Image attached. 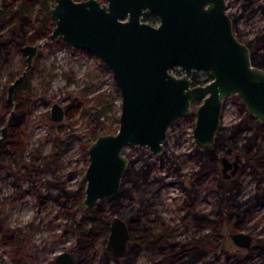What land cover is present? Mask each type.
Segmentation results:
<instances>
[{
  "label": "water",
  "instance_id": "95a60500",
  "mask_svg": "<svg viewBox=\"0 0 264 264\" xmlns=\"http://www.w3.org/2000/svg\"><path fill=\"white\" fill-rule=\"evenodd\" d=\"M226 0H56L51 8L55 26L50 38H62L70 47L93 54L112 72L121 94L120 125L116 133L100 134L88 148L84 205L91 208L119 194L136 147L160 156L168 129L180 118L195 115L193 137L198 146H211L223 124L228 98L237 94L247 111L264 123V69L251 60V50L233 32ZM159 19L155 25L146 14ZM43 43L26 44V68L8 87L14 104L18 85L34 66ZM180 68L183 75H176ZM207 71L211 80L194 84L193 72ZM1 128L6 138L9 119ZM59 103L51 108L55 122L65 119ZM225 173L236 174L241 158L222 157ZM230 173L226 177L231 176ZM130 229L114 216L108 242L115 257L128 251ZM241 248H251L253 236L231 235ZM57 264H77L60 253Z\"/></svg>",
  "mask_w": 264,
  "mask_h": 264
},
{
  "label": "rangeland",
  "instance_id": "374dc122",
  "mask_svg": "<svg viewBox=\"0 0 264 264\" xmlns=\"http://www.w3.org/2000/svg\"><path fill=\"white\" fill-rule=\"evenodd\" d=\"M3 1L5 0H0V6ZM100 1L105 2L106 0ZM253 1L247 13L252 8H257L256 15L251 19H247L246 16L243 17L238 25L246 34L250 32L247 36L243 35L245 40L250 38L254 34L253 32H257L264 26V12L262 11L264 0ZM55 3L56 0H52V7ZM227 3L228 12L234 16V14L241 12L243 5L249 3V0H227ZM50 35L51 33L47 38L36 43H43V47L48 42L52 43ZM11 48L14 50L11 69L19 72L13 78L14 80L26 68V56L22 51L23 47L20 48L13 44ZM45 51L44 49L39 55L40 79L36 87V104L29 114V119L38 121V125L34 132L28 136L26 148L23 154L19 156V164L27 163L31 164L30 166H37L44 159L52 161L50 152L54 143V135H56L54 130L57 128L60 130L64 128L77 130L78 136L73 139L65 153L60 156L55 172L60 180L66 183L68 190L75 194L80 191L81 204L77 201L80 196L76 199L73 197L70 199L62 198L64 201L62 204L56 199L59 196L56 188L45 189L44 192L49 197L46 201L40 202L34 189H28L20 194L11 183L14 176L13 178L3 177L0 179V214L4 219L2 224L4 229L0 230V239L3 237V230L9 228L14 231L19 228L22 229L21 232H18V234L23 232V236L19 235L21 240L13 241L4 247L9 257L14 256L15 260L21 264H57L56 257L65 252L72 255L77 264H103L104 254L107 256V236L99 235L94 244L91 245V243L87 250H78L76 247L82 229L77 225L73 214L79 207L86 210L90 209L84 205L87 187L85 173L90 163L88 155L90 145L87 146V144L94 142L100 134H107L104 132L109 129L115 131L113 133L118 131L121 114L120 90L110 69L104 70L100 78L98 77V58L90 52L82 53L77 63L72 66L73 53L67 43L51 48L49 52ZM177 70L178 72L174 70L173 73L178 76L183 75L184 72L180 68ZM195 74H198L199 78L203 80L206 78L207 71H195L193 76ZM6 79L5 76L4 80ZM11 83L8 82V87ZM54 103L61 104L65 109V119L61 122H55L51 118V108ZM96 103L101 112L100 119L103 126H95L86 110L89 105ZM243 115L244 113L237 106L235 95H231L225 104L222 125L236 123L240 121ZM56 123L58 127L55 129ZM194 126L195 116L192 114L189 117L180 118L169 127L165 149L160 155L163 157L156 159V171L165 175L167 181L170 182H167L160 194L151 200L145 222L146 227L142 226V223L139 226L136 224L134 232H141L144 228L145 232L162 234L161 238H166L168 242L199 243L207 249V255L195 264H226V257L229 254L227 252H230L231 256H234V252L242 253L245 256L244 260L238 264H264V255L259 253V247L255 246L257 238L264 239V204L256 207L249 215L233 218L235 221L229 225H224V227L218 225L219 229L225 233L223 243H219L211 235V221L203 217L204 215L212 216V218L217 216L215 210L219 207L215 201L216 197L210 190L216 187L222 189L223 185L220 184L218 177L213 172H209L207 176L196 181L192 178V172L197 171L200 161L197 152L198 144L193 137ZM259 147L260 150L264 151V137L259 138ZM127 156L130 158L129 155ZM154 157L157 156L154 155ZM169 157H172L174 162H170ZM226 157L234 160L236 155ZM0 162L7 166L6 171L13 168L21 169L20 165L11 163L8 156L2 157ZM170 165L171 168H169ZM240 165L242 167V162ZM241 169L233 180L235 183L241 182L242 195L240 198L245 199L254 193L257 179L247 172L241 173ZM19 176L20 179L25 178L24 174ZM222 177L224 180H231L223 175ZM54 178L56 179V177ZM176 178L180 180L173 181L178 180ZM47 181L52 182L53 178H48ZM29 183L30 181H26L23 187H27ZM185 188L193 195L191 211L182 205L183 200L179 198V194H182V197L188 193ZM109 199L101 202L107 206ZM115 216L121 217L118 214ZM87 221L84 223V227L90 229L91 225ZM212 225H214L213 222ZM131 231L133 233V230ZM237 232L253 236L250 249L241 248L233 242L231 235ZM150 245L152 248L143 250L141 255L137 257L135 264H157L156 259L159 258L154 257L156 254L153 250L154 246L153 244ZM110 264L115 263L110 261Z\"/></svg>",
  "mask_w": 264,
  "mask_h": 264
},
{
  "label": "trees",
  "instance_id": "16d2710c",
  "mask_svg": "<svg viewBox=\"0 0 264 264\" xmlns=\"http://www.w3.org/2000/svg\"><path fill=\"white\" fill-rule=\"evenodd\" d=\"M51 2L52 0H5L0 6V132L14 109V113L9 119L6 139L0 145V160L2 157L8 156L11 163L19 162V156L26 148L29 134L33 133L38 125V121L29 119V114L32 111V107L36 104V87L40 79L38 71L40 68L39 55L44 49L46 50L45 52H49L51 48L66 44L62 38H58L55 42H48L45 47L40 48L41 50L34 66L16 89L14 105L8 103V82H13L15 80L13 78L19 73L11 69V60L14 56V50L11 46L15 44L22 48L27 43L33 44L49 36L55 26L51 16ZM253 2V0H249V3L244 4L240 15L234 14V22H237L242 16L247 15V18L250 19L256 15L257 8H252L250 12H246L250 9ZM144 19L145 21L148 20L147 17ZM149 21L150 23H155L156 18ZM247 44L252 50L253 63L264 68V26L257 31L255 37L247 41ZM71 49L73 53L72 66H74L79 56L86 51L72 47ZM97 61L98 77L100 78L101 73L109 68L100 60L97 59ZM5 76L8 80H4ZM209 80H211V77L204 81L199 78L198 74L193 76L194 84H202ZM236 103L240 111L244 113L240 121L230 125H222L215 143L211 146H198L197 150L202 165L200 171L206 174L213 172L218 177L220 184L223 185L222 189L216 187L210 190L216 197L215 201L219 208L215 210V215L217 216L214 218L207 216L211 221V235L219 243L224 242L225 234L219 227L229 225L235 221L233 218L236 219V217L241 215L251 214L256 207L264 204V151L259 149V138L264 137V123L247 112L245 105L237 96ZM86 110L95 126H103L100 119L101 112L98 110L97 103L89 105ZM55 131L56 135L53 138L54 143L50 154H53L57 145L60 144L61 148L55 154L61 156L68 149L73 139L78 136V131L68 128L63 130L57 128ZM113 132L115 131H110L109 129L104 133ZM90 144H87V146ZM124 153L130 156L131 162L124 174L123 186L119 194L111 197L107 206L101 202L88 210L79 207L73 214L75 221L78 223L77 225L82 229L76 248L80 251L87 250L88 246L91 243L93 245L99 235H107L112 215L118 214L128 221L131 230H133L126 260L131 258L132 263L130 264H135L143 248L142 234L139 231L134 232L136 224H138L136 222L147 212L151 200L170 181H167L165 175H161L156 171V159H161L163 156L154 157L147 148L139 146L125 150ZM235 155H239L241 158V173L247 172L257 179L254 193L245 199L240 198V195H242L241 182L235 183L233 179L224 180L222 177L221 158ZM169 159L170 162H174L172 157H169ZM6 168L7 166L0 162V172L6 170ZM169 168H171V165ZM23 173L25 178L21 180L19 175ZM33 173L34 171L30 169V165L27 163L22 164L21 169L13 168L7 170L8 176L14 175V182L18 185L20 191H23V182L26 178H30ZM49 179H52V176ZM64 193L67 199L71 197L76 199L80 196L77 201L81 204L80 191L75 194L71 190L65 189ZM86 221L91 225L90 229L88 228L89 230L84 227ZM212 222L214 225H212ZM218 225L220 226L218 227ZM152 242H154V239L151 238L150 243ZM255 246H258L259 253L264 255V239L257 238ZM106 253L107 257H111L109 248L106 249ZM157 253L155 255V257L159 258L157 264H195L207 255V249L203 248L199 243L168 242L166 238H162V242L157 248ZM227 253L229 254L226 257V264H238L245 257L238 252H234V256H231L230 252ZM109 262V260L102 259L103 264H109ZM114 263L124 264L122 260H116ZM0 264L21 263L16 261L14 256L10 258L6 249L0 247Z\"/></svg>",
  "mask_w": 264,
  "mask_h": 264
},
{
  "label": "flooded vegetation",
  "instance_id": "af4514ba",
  "mask_svg": "<svg viewBox=\"0 0 264 264\" xmlns=\"http://www.w3.org/2000/svg\"><path fill=\"white\" fill-rule=\"evenodd\" d=\"M80 1V0H79ZM226 2H227V0H226ZM227 5H228V3H227ZM229 8V7H228ZM249 10V9H248ZM247 10V11H248ZM246 11V12H247ZM263 12H264V10H262ZM227 12H228V10H227ZM242 13V10H241V12H239V13H237L236 15H240ZM228 14L230 15V17H231V19H232V21H233V32H234V35L240 40V41H242V42H244V43H246L247 44V41L248 40H250V39H252L253 37H255V35L257 34V32L255 31V32H253L254 34L250 37V38H247V40H245L244 39V37L245 36H247L249 33H245L243 30H241L239 27H238V25H239V21H240V19H242L243 17H245V16H242V17H240L239 19H238V21L237 22H234V20H233V15L232 14H230L229 12H228ZM145 17H147L148 18V20H147V22L149 21V20H153V18H156V16L155 15H153V14H146L145 15ZM246 17H247V15H246ZM253 18V17H252ZM247 19H249V18H247ZM251 19V18H250ZM150 22V21H149ZM152 24H155V25H158V24H156V23H152ZM243 35H245L244 37H243ZM248 45V44H247ZM248 47H249V45H248ZM250 48V47H249ZM250 50H251V48H250ZM251 60H252V63H253V58H252V50H251ZM254 64V63H253ZM255 65V64H254ZM257 66V65H256ZM260 67V66H259ZM264 69V68H263ZM208 78H210V74L207 72V74H206V78L205 79H203L204 81L205 80H207ZM192 79H193V77H192ZM210 81V80H209ZM209 81H206V82H204V83H202V84H206V83H208ZM194 82V81H193ZM196 85V84H195ZM233 95H235V97L237 96V98H239L241 101H242V99H241V97L239 96V95H237V94H233ZM229 99V98H228ZM243 102V101H242ZM15 103V102H14ZM226 104V103H225ZM244 104V103H243ZM245 105V104H244ZM246 107V106H245ZM225 108V107H224ZM14 110V109H13ZM246 110H247V108H246ZM248 112V111H247ZM66 113V112H65ZM193 116H195L194 114H193ZM62 124V123H61ZM56 127H55V129L58 127L57 126V123H56V125H55ZM60 127H62V125H60ZM9 128V127H8ZM221 128V127H220ZM55 131V130H54ZM219 132V131H218ZM1 133V132H0ZM8 133V132H7ZM7 136V135H6ZM6 139V138H5ZM4 139V140H5ZM3 140V141H4ZM1 145V144H0ZM91 145V144H90ZM60 148H61V145L60 144H58L57 145V147L55 148V150H54V153L53 154H55L56 152H58L59 150H60ZM65 153V152H64ZM63 153V154H64ZM23 154V153H22ZM21 154V155H22ZM53 154H51V157H52V161H49V160H47V159H44L43 161H42V163H40L39 165H37V166H35V165H32V166H30V169L31 170H33L34 171V173L31 175V177L30 178H26V180L23 182V185H24V183L26 182V181H30V183L28 184V186L27 187H23V185H22V189H23V191H20L19 190V187H18V185H16L15 184V182H14V180H15V178L11 181V183L13 184V186H15V188L19 191V193L20 194H22L24 191H26V190H28V189H34L35 191H36V193H37V196H38V200L41 202H44V201H46V199H48L47 197H49V195L47 196L46 195V193L44 192V190L45 189H48V190H50V189H54V188H56L57 189V191H58V197H56V199L58 200V201H60L62 204H64V201H62V198H65V193H64V190L65 189H67L66 188V183L64 182V181H61L60 180V178H59V176H57V174H56V167H57V163H58V160L60 159V156H57L56 154L55 155H53ZM89 155V154H88ZM62 156V155H61ZM222 159V158H221ZM130 162H131V160H130ZM242 162V161H241ZM240 162V163H241ZM12 163H14V165H16V164H18V165H20L19 164V162H12ZM49 163H51V164H49ZM220 163H221V171H222V175L225 177V178H229V179H233V178H235L236 177V175H237V173L236 174H231V171H232V169H229L228 171H227V173H225L224 172V170H223V164H222V162H221V160H220ZM25 164V163H24ZM29 165H31V164H29ZM130 165V164H129ZM20 166H22V165H20ZM43 168H42V167ZM201 168H202V165H201V161H199V167H198V169H197V171L196 172H192L193 174H192V178L193 179H195V181L197 180V179H200V178H203L204 176H207L208 174H206V173H203L202 171H200L201 170ZM241 168V167H240ZM38 169H40V171H37ZM239 171V170H238ZM5 172V174H3ZM228 173H230L231 174V176H229V177H226V174H228ZM24 174V173H23ZM13 176L14 175H7V171L6 170H3V171H1L0 172V179H2L3 177H12L13 178ZM52 176V178H53V181L52 182H50V181H47L48 180V178H50V177ZM54 177H56V179L54 178ZM176 179H178V180H173V181H179L180 179L179 178H176ZM22 180V179H21ZM122 186H123V184H122ZM162 189H163V187H162ZM162 189L160 190V192L162 191ZM185 190L186 191H188V193L185 195V196H182L181 197V195L182 194H179V198H182V200H183V204L182 205H185V207L186 208H188L189 209V211H191L190 209L192 208V204H193V195H192V193L191 192H189V190L187 189V188H185ZM160 192L158 193V195L160 194ZM157 195V196H158ZM214 195V194H213ZM117 196V195H116ZM156 196V197H157ZM178 196V195H177ZM156 197H154V199L156 198ZM1 211V210H0ZM147 213H149V208L147 209V212H145L144 214H143V216L139 219V221H137L136 223H138V226L141 224L142 226H144V227H146L145 225H146V220H147ZM116 214H114V215H112V217H111V220H110V226H111V221H112V218L115 216ZM121 218H123L126 222H127V224H128V227H129V229H130V238H129V242H130V240H131V237H132V231H131V228H130V226H129V223H128V221L124 218V217H121ZM203 218H205L206 220H208V217L207 216H205L204 215V217ZM4 219H3V217L1 216V214H0V230H2V228H3V223H4V221H3ZM110 226H109V232H110ZM4 229V228H3ZM20 229V230H19ZM19 229H17L16 231H14V230H12V229H6L5 231L3 230V237H1V239H0V247L1 248H4V247H6L9 243H12L13 241H20L21 240V238H20V236L19 235H22L23 236V232L22 233H20V234H18V232L20 231L21 232V228H19ZM146 230H144V228H143V230L140 232L141 234H142V242H143V248H142V250H141V252H140V254L139 255H141V253L143 252V250H145L146 248H152L151 247V245L149 246V244H153V246H154V248H153V250H155L154 251V253H156V254H158L157 253V248H158V246L161 244V242H162V238H161V236H162V234H160V233H156V232H154V233H152V232H145ZM109 232H108V234L106 235L107 236V243H108V246H107V248H109V250H110V253H111V257H107L106 256V254H104V259H106V260H109V261H112V262H115L116 260H122V262L124 263V264H130V263H132L131 262V258H128V260H126V255L128 254V251H127V253H126V255H124L123 257H121V258H118V257H115L114 256V254H113V250H112V248H111V246H110V244H109V242H108V236H109ZM151 233H152V235H151ZM21 236V237H22ZM15 238H16V240H15ZM151 238H153L154 239V242H152V243H150L151 242ZM128 246H129V244H128ZM106 248V249H107ZM5 249V248H4ZM239 249H241V248H239ZM250 249V248H249ZM156 254H154V257H155V255ZM138 255V256H139ZM57 258V257H56ZM156 258H158V257H156ZM158 260L159 259H156V263L158 262ZM108 262V261H107ZM57 263V262H56ZM109 264H110V262H109Z\"/></svg>",
  "mask_w": 264,
  "mask_h": 264
},
{
  "label": "built area",
  "instance_id": "2783aa9c",
  "mask_svg": "<svg viewBox=\"0 0 264 264\" xmlns=\"http://www.w3.org/2000/svg\"><path fill=\"white\" fill-rule=\"evenodd\" d=\"M155 23H156V24H158V23H159V19H158V18H156V21H155Z\"/></svg>",
  "mask_w": 264,
  "mask_h": 264
},
{
  "label": "bare ground",
  "instance_id": "6f19581e",
  "mask_svg": "<svg viewBox=\"0 0 264 264\" xmlns=\"http://www.w3.org/2000/svg\"><path fill=\"white\" fill-rule=\"evenodd\" d=\"M127 150H129V149H127Z\"/></svg>",
  "mask_w": 264,
  "mask_h": 264
}]
</instances>
